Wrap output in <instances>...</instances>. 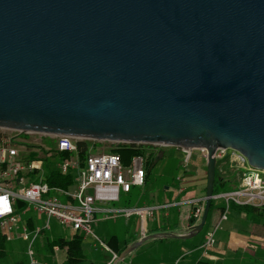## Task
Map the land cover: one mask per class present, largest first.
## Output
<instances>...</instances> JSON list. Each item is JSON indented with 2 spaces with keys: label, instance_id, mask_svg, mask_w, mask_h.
<instances>
[{
  "label": "water",
  "instance_id": "1",
  "mask_svg": "<svg viewBox=\"0 0 264 264\" xmlns=\"http://www.w3.org/2000/svg\"><path fill=\"white\" fill-rule=\"evenodd\" d=\"M0 127L207 152L264 171V0H0Z\"/></svg>",
  "mask_w": 264,
  "mask_h": 264
},
{
  "label": "built area",
  "instance_id": "2",
  "mask_svg": "<svg viewBox=\"0 0 264 264\" xmlns=\"http://www.w3.org/2000/svg\"><path fill=\"white\" fill-rule=\"evenodd\" d=\"M80 142H98L80 140L72 137L27 133L0 127V197L7 196L12 211L0 216V232L8 242L17 234L29 243V264H49L35 258L33 246L38 236L50 229L55 219L62 226L91 237L111 255L106 264H115L119 255L93 232V226L99 221L138 216L142 221L153 218L161 206L107 207L121 201L122 194H129L133 187H145L148 162L156 161L155 146H143L129 165H124L120 154L113 152L94 153L93 145L82 154ZM95 144V143H93ZM120 144V143H116ZM128 144V143H123ZM178 149V148H176ZM181 150V149H180ZM184 165L188 166L191 151L182 150ZM207 159V152L199 150ZM39 154V155H37ZM57 162L54 163V159ZM217 161L229 160L231 169L238 171V185L232 191L216 196L226 203L225 215L230 212V202L238 206H252L264 209V171L252 168L245 157L231 149L219 148ZM50 170L62 176H72L74 183L68 188L52 186L48 181ZM196 205L193 217L201 220L205 201L191 200ZM198 204V205H197ZM171 205H165L169 207ZM34 212L33 217L23 219V215ZM97 215H101L97 218ZM34 224L31 229L30 223ZM38 222L43 225L39 227ZM214 231L208 232L204 249L208 251L216 243ZM145 233V232H144ZM57 247L55 250L57 251Z\"/></svg>",
  "mask_w": 264,
  "mask_h": 264
},
{
  "label": "crops",
  "instance_id": "3",
  "mask_svg": "<svg viewBox=\"0 0 264 264\" xmlns=\"http://www.w3.org/2000/svg\"><path fill=\"white\" fill-rule=\"evenodd\" d=\"M176 157L180 160H184L183 151L180 149H174ZM172 151V150H171ZM193 154V152H192ZM192 158V157H191ZM202 160H204V164H201L196 171H192L188 168V166H183L177 172V174L173 177L172 180L169 181L168 185L163 187V190L160 194H156L153 196H140L139 201L134 206H161L160 210L155 213L153 218H148L146 221H142L138 216H133L131 218H124L119 221L120 218L111 219L117 223L118 231L114 232L109 238H106V244L118 254V250L122 249L128 241H132L128 247L133 245L136 242L144 240L148 236L157 235L160 233H165L168 235H176V236H183L189 235L193 228L198 225L192 226L190 224V217L193 215V211L196 208V205L190 204L191 200H203L205 201L206 197V189H207V167H206V158L202 155ZM224 162L217 161V167L220 163ZM190 164V163H189ZM148 174V173H147ZM152 171L150 175H147V182L145 187H133L129 194L124 195L126 197L132 196L133 198L140 194L135 195L136 192H141L143 189H147L151 182H152ZM233 184H230L231 190H233ZM192 189V190H191ZM221 200V199H217ZM224 205L225 200L223 201ZM165 205H171L169 207H164ZM198 205V204H197ZM113 206V205H112ZM108 208L111 206H107ZM116 207V206H113ZM124 208V207H119ZM220 211H218L211 219L210 224H208V228L205 231V234L202 238V241L196 245V249L194 252H190L191 258L184 264H197L199 261H208L217 264H255L256 263V256L251 251L250 258H246L247 254L250 250V245L252 247L255 243H264V233H261V230L255 228H246L245 230H231V232H221L218 235L216 233V237L218 236L216 243L213 247L206 251L204 249V244L206 242V236L208 232L211 231L215 223H217V218ZM230 213V212H229ZM237 214V213H236ZM245 213L240 215L237 214V217L243 220H250ZM264 216V209L257 210V215L254 218L255 221L260 220ZM106 221H99L96 224H101ZM214 224V225H213ZM134 225L135 231L131 234L130 230L127 227ZM216 226V225H215ZM162 228H167V230H162ZM72 230V229H71ZM204 230V229H203ZM219 231V230H218ZM225 231V229L223 230ZM73 232L74 237L75 235H82L84 237V241L88 238L81 232ZM145 232V233H144ZM120 233L122 236H120ZM201 234V233H199ZM198 234V235H199ZM196 235V236H198ZM195 236V237H196ZM193 237V238H195ZM191 238V239H193ZM67 239V238H66ZM92 239V238H91ZM189 239V240H191ZM93 240V239H92ZM189 240H181V239H174L171 237L168 238H158V239H150L145 241L138 249H136L132 254L136 256L131 259L132 257L127 256L123 261H120L118 264H169L168 261L170 259L165 258V252L168 249H182L184 244ZM58 246L54 247L53 252L47 251L44 255L40 250L39 254L44 255V260L41 262H46L49 264H65L68 261V251L67 248H60L56 251L55 249ZM127 247V248H128ZM255 248V247H253ZM174 249V250H176ZM48 250V249H47ZM83 250L85 252L84 242H83ZM106 252V251H105ZM201 252L200 257H196V254ZM86 253V252H85ZM108 253V252H106ZM137 253V254H136ZM87 254V253H86ZM35 255H37L35 253ZM108 255H110L108 253ZM119 255V254H118ZM89 257V255L87 254ZM129 257V258H128ZM251 257L255 258L254 260ZM186 258V257H185ZM198 258V259H197ZM111 259V255L109 258H91L89 257V261L86 264H106ZM51 260V262H48ZM174 257L171 258L170 264H173L172 261ZM177 261V258H175ZM174 260V261H175ZM247 260V262H246ZM40 261V260H39ZM21 262V261H19ZM16 262L15 264H17ZM181 264V263H180Z\"/></svg>",
  "mask_w": 264,
  "mask_h": 264
},
{
  "label": "rangeland",
  "instance_id": "4",
  "mask_svg": "<svg viewBox=\"0 0 264 264\" xmlns=\"http://www.w3.org/2000/svg\"><path fill=\"white\" fill-rule=\"evenodd\" d=\"M91 145L92 143L98 144L96 148L94 149V153L97 152H111V149L113 148V145L116 143H111V142H90ZM156 152H155V157L156 158V164L152 170V182L150 186L147 189H143L140 193L136 192L135 195L140 194L139 197H126L124 194L121 196V201L112 204L113 206L116 207H134V205L139 201L140 196H153L156 194H160L161 191L163 190V187L165 185L169 184V181L173 179V177L177 174V172L180 170L181 167L185 166L184 163L185 161L182 159L180 160L179 158L176 157V152L174 149L175 147H168V146H155L154 147ZM172 150V151H171ZM39 155V154H37ZM57 162V159H54V163ZM188 168L192 171H196L201 164H204V160H202V153L199 150H194L192 154V158L189 162ZM206 167H207V160H206ZM182 169V168H181ZM238 171L239 170H233V166L231 169V163L229 160H224V162L220 163L217 167L216 170V176L218 179H224L228 183L231 182V184L234 185L233 189L237 187L238 185ZM231 185V186H233ZM192 190V189H191ZM219 196V195H218ZM221 199V198H220ZM214 210L211 213L210 219L207 223L210 224V221L212 217L220 211L218 218H217V223L215 225H219L218 230L216 233H223V232H231V230H245L246 228H257L261 230V233H264V216L257 221H247L243 220L237 217V214L234 211H230V213L227 214V219H221L223 215H225V210L226 206L224 205L223 201L224 199L217 200L214 199ZM226 204V203H225ZM112 205H109L112 207ZM36 214L34 212H29L27 215H23V219H29L33 217V219H36ZM246 216V215H245ZM101 215H97V218H100ZM120 218L119 221H122ZM202 219V218H201ZM201 221V220H200ZM198 222V224L200 223ZM36 225H39L41 227L43 224L38 222ZM214 225V224H213ZM213 226L211 231L215 230L216 226ZM204 229V231L201 232L198 236L195 238L189 240L184 244V247L179 250L175 248L173 249H168L165 252V258L170 259L172 257L177 258V261L173 260V264H184V262H187L193 256H191V253L195 251L196 245H198L201 241L202 238L205 234V231L207 230V227ZM135 226L131 225L130 227H127V232L128 229L130 230L131 234L135 231ZM225 229V231H223ZM118 231L117 223L114 220H109L107 222L101 223V224H95L93 226V232L97 235L98 238L103 240L106 243V238H109L114 232L116 233ZM215 233V239L217 240L218 236L216 237ZM73 235V232L70 228L62 226L58 221L55 219L51 220V225L50 229L45 230L42 234H40L37 238V240L34 243L33 250L37 255H35V258H37L40 261H45L44 260V255L47 253V244L48 242H52L54 240H57L59 238H71ZM120 236L122 234L120 233ZM84 247H85V252L89 255L91 258H109L110 255L105 252V249L98 243V241H94L91 238H88L84 241ZM255 247V248H253ZM252 247V244L250 245V250L249 253L247 254L246 258H250L251 251L254 253V256H256V263L255 264H264V243H255L254 246ZM8 255L7 258L0 261V264H15L16 262L22 261L26 264H29L30 262V254H29V243L25 241L22 237L21 234L18 233L17 237L8 243ZM176 249V250H174ZM39 250L44 254H39ZM191 252V253H190ZM137 254V253H136ZM201 252H198L196 254V257H200ZM136 255L133 254L131 259H133ZM128 257V258H129ZM186 257V258H185ZM198 257V258H199ZM197 258V259H198ZM252 260L255 258L251 257ZM170 260L168 263L170 264ZM48 262H51V260H48ZM247 262V260H246ZM123 264V263H120Z\"/></svg>",
  "mask_w": 264,
  "mask_h": 264
},
{
  "label": "trees",
  "instance_id": "5",
  "mask_svg": "<svg viewBox=\"0 0 264 264\" xmlns=\"http://www.w3.org/2000/svg\"><path fill=\"white\" fill-rule=\"evenodd\" d=\"M90 145H91L90 142H80L78 144L80 153L82 154L88 153ZM92 145L94 149L96 148V146H98V144L96 143L95 144L92 143ZM142 147L143 146L136 145V144L120 143V144L113 145L111 152L120 154L124 165H129L132 158L140 153L139 149H141ZM155 164L156 162L153 161V157H151L150 161L148 162V174H147L148 176L153 170ZM48 181L50 185L52 186H59L63 188H68L74 183L72 176L64 177L55 170H50L49 175H48ZM230 184L231 182L228 183L224 179H218L216 176L214 196L222 195V194L232 191ZM214 202L215 201L213 200L212 205H211V210L209 212L204 229L206 228L207 223L210 219L211 213L214 210ZM229 210L234 211L238 215L245 213L247 217H249L250 220L253 221L257 215L258 209L252 206H238L235 203L230 202ZM189 221L192 226L196 225L198 222L197 218L193 216L190 217ZM30 226H31L30 227L31 229L34 228V224L32 222L30 223ZM162 230L165 231L167 230V228H162ZM83 242H84V237L82 235L77 234L74 237H72V239L59 238L52 242H48L47 249L49 252H53L55 246H58L60 248H67L68 261L65 264H86L89 261V257L83 250ZM131 242L132 241H128L127 244L122 249L117 251L119 256L127 249L128 245L132 244ZM8 243L9 242L6 240V237L0 232V261L7 258ZM17 264H26V263L21 261V262H18ZM197 264H217V263L208 262V261H199Z\"/></svg>",
  "mask_w": 264,
  "mask_h": 264
},
{
  "label": "clouds",
  "instance_id": "6",
  "mask_svg": "<svg viewBox=\"0 0 264 264\" xmlns=\"http://www.w3.org/2000/svg\"><path fill=\"white\" fill-rule=\"evenodd\" d=\"M12 211L7 196L0 197V216L8 214Z\"/></svg>",
  "mask_w": 264,
  "mask_h": 264
},
{
  "label": "flooded vegetation",
  "instance_id": "7",
  "mask_svg": "<svg viewBox=\"0 0 264 264\" xmlns=\"http://www.w3.org/2000/svg\"><path fill=\"white\" fill-rule=\"evenodd\" d=\"M193 216V215H192Z\"/></svg>",
  "mask_w": 264,
  "mask_h": 264
}]
</instances>
